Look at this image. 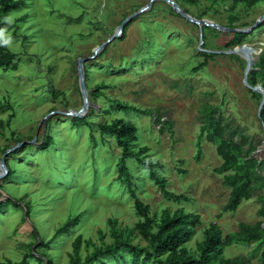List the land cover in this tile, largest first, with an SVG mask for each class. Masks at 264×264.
Segmentation results:
<instances>
[{
  "label": "rangeland",
  "instance_id": "obj_1",
  "mask_svg": "<svg viewBox=\"0 0 264 264\" xmlns=\"http://www.w3.org/2000/svg\"><path fill=\"white\" fill-rule=\"evenodd\" d=\"M24 1L25 8L7 17L8 24H16V36L13 29L0 32V40L16 56L17 66L8 71L0 68V160L5 148L18 143L27 147L24 153L7 155L16 175L9 181L0 179V202L11 198L17 203L0 211V264L20 262L31 251L30 245L35 249L32 224L39 232L38 242L49 240L72 222L50 249L37 250L52 264H70L78 238L82 261L95 249L113 244L115 235L132 245L147 246L137 230L142 219L135 211L134 198L118 178L120 150L112 137L93 126L113 119L134 124L138 147L148 148L146 160L154 164L153 171L134 159H129L127 166L135 194L151 215L183 209L200 216V226L184 246L189 254L197 255L204 230L211 223L226 235L236 232L240 222L261 220L256 196L243 201L235 213L221 211L229 195L222 176L214 172L221 161L213 144L205 139L197 144L199 105L222 103L225 116L261 142L254 156L264 158V127L257 117L261 100L243 84L245 59L218 54L204 69L193 71L203 61L197 54L200 30L161 0L133 18L123 39L121 33L91 59L94 49L150 0ZM173 1L190 16L227 28H248L264 14V0L254 5L239 3L233 11L231 0ZM201 33L200 47L205 50L227 51L241 46L226 49L232 33L207 27ZM146 39L150 40L148 47H144ZM242 45L255 50L256 61L264 53L262 29L246 34ZM80 59L84 60L82 68L89 87L106 86L102 96L89 99L84 117L89 115L93 127L73 125L67 115L82 106L77 71ZM50 88L56 94L50 93ZM111 100L157 112L172 122L171 131H159L154 124L157 113H121L112 110ZM7 120L10 125L5 128ZM46 136L53 144L44 151L40 144ZM157 177L166 181L168 191L183 198L166 199ZM255 249V245L232 244L224 257L242 256L250 264H261V251L254 253ZM27 264L38 263L29 259ZM122 264H133L129 255Z\"/></svg>",
  "mask_w": 264,
  "mask_h": 264
},
{
  "label": "trees",
  "instance_id": "obj_2",
  "mask_svg": "<svg viewBox=\"0 0 264 264\" xmlns=\"http://www.w3.org/2000/svg\"><path fill=\"white\" fill-rule=\"evenodd\" d=\"M183 1L188 4L196 3V0ZM213 1L220 2L224 0ZM257 1L231 0V10L233 11L234 6L239 3L254 5ZM26 5L27 3L24 0H0V32L13 29V34L16 36V24H8L7 17L10 13L25 8ZM133 20L124 26L122 39L125 37V30L132 24ZM260 29L263 32L264 42V21L256 28V30ZM245 38L246 34L232 33V38L225 45L226 49L242 45ZM23 39L26 38L23 37ZM149 44V39L144 40V47H148ZM202 49L205 48L203 47ZM197 54L203 58V61L198 63L193 69L195 72L204 69L207 61L218 56V54L202 51L197 52ZM15 58L16 56L8 52L7 47L0 40V68L4 71L16 69L17 66L14 63ZM84 75L88 97L95 101L99 96H102L101 92L103 89H106V86L96 85L90 88L86 73ZM247 82L251 86L260 85L264 90V53L255 61L252 71L247 76ZM49 91L52 94H56L53 93V89L51 88ZM251 93L261 100L260 94ZM110 102L112 110L121 113H136L150 116H154L153 114L157 113L151 110L138 109L135 106L119 100H111ZM221 105L222 103L220 105H212L209 102H202L199 105L197 110V120L199 122L197 144L199 145L202 139L213 144L215 146V152L221 161V164L214 169V172L222 176V185L229 190L227 202L221 211L223 213H235L243 201H248L256 196L259 204L257 216L261 220L254 224L240 222L236 232L226 235H223L218 225L211 223L204 230L203 239L197 247V255L189 254L184 246L195 235L196 228L200 226V216L193 212H185L183 209H177L173 212L165 209L159 215H151L149 207L144 205L135 194L136 190L130 183L127 166L128 160L134 159L150 171H153L155 168L154 164L146 160L148 148L138 147V130L134 124L120 119H113L109 123L93 126L102 135L112 137L120 150V156L118 158V178L125 183L128 192L134 198L135 211L142 219V222L137 225V230L147 242V246L138 247L132 245L128 240H124L118 235H115L113 244L95 249L92 254L85 256L82 261L79 250L80 238H78L73 247L70 264H122V262L126 261V255L130 256L133 264H250L249 260L242 256L235 258L224 257L225 249L232 244L255 245L256 249L253 252L261 251L259 259L260 263L264 264V195L261 194V191L264 190V158L258 159L254 156L261 142L255 141L251 136L246 134L245 130L236 124L230 116H225ZM103 112L110 113L109 110ZM88 119L89 115L83 118L72 117L70 121L73 125L93 127ZM259 120L264 124V104ZM154 124L159 126L160 132H163L165 129L171 131L172 128V122L163 120L158 113L155 115ZM8 125H10L9 120L5 122L4 127H8ZM52 141L53 139L51 137L46 136L45 140L40 144V149L47 151L52 146ZM26 148L25 145H22L9 155L13 156L24 153ZM8 149L5 148L4 152ZM7 157L5 158L7 175L4 181H9L16 175V172L10 169ZM178 172L185 173L184 170L179 169ZM156 182L161 194L166 199L180 201L183 198L168 191L166 181L163 178L157 177ZM7 204L17 205L14 200L7 198L5 202H0V211L5 210ZM24 209L26 210L27 219H29L28 205ZM71 223L69 221L59 228L49 240H41L38 242L39 232L35 225L32 224L31 235L36 240V245L34 244L36 246L35 249L33 245H30L31 251L24 255L20 262L10 264H27L29 259L38 264H43V262L45 264H52L45 254L39 255L37 250L50 249V246L55 243L58 236L68 231Z\"/></svg>",
  "mask_w": 264,
  "mask_h": 264
},
{
  "label": "water",
  "instance_id": "obj_3",
  "mask_svg": "<svg viewBox=\"0 0 264 264\" xmlns=\"http://www.w3.org/2000/svg\"><path fill=\"white\" fill-rule=\"evenodd\" d=\"M154 1H156V0H150L149 3L144 8L140 9L138 12H136L135 14L129 16L124 21H122L121 24L118 26L117 33L113 34L104 43H102L100 46L96 47L93 51V56L90 58L92 59V58L96 57L99 52H101L109 43H111L115 38H117L122 33L123 28L126 25V23H128L130 20L135 18L138 14L148 10ZM161 1H163L166 4H168L169 6H171L172 9L175 12H177L181 17H183L186 21L196 25L199 28V30H200V42H199V47H198L199 51L212 53V54H222V55L235 54L238 56L240 55V53H243L246 56V58H245L246 59V67H245L244 75H243V84L249 90L261 95V101L259 103L258 112H257V117L260 118L261 110H262V107L264 104V90L261 88L260 85L251 86L247 82V76H248L249 72L252 71L253 65L255 64L254 58L252 57V52H254L253 49L250 46L241 45L239 48H235V49H231V50H227V51H209V50L202 49L200 46L202 45V40H201L202 33L201 32H202L203 27L213 28L219 32H224V33L248 34L251 31L258 28L259 25L264 21V14L253 25H251L248 28H245V29L227 28V27H223V26H221L217 23H214V22H209V21L201 20V19L199 20V19H196V18L190 16L184 10H182L179 7V5L173 0H161ZM83 62H84V60H82V59L78 60V67H77L78 85H79V90H80V94L82 97V106L76 112L70 111L69 113H67L68 116L73 117V118H83L86 111L88 110V107H89V97H88V93H87V89H86V85H85L84 72H83V68H82ZM261 124L264 127V124L263 123H261ZM31 142H33V141H31ZM21 145H22V143H18L15 147H12V148H10L4 152V154L0 160V179L4 178L7 175V169L5 167V158L7 157L8 154L17 150Z\"/></svg>",
  "mask_w": 264,
  "mask_h": 264
},
{
  "label": "bare ground",
  "instance_id": "obj_4",
  "mask_svg": "<svg viewBox=\"0 0 264 264\" xmlns=\"http://www.w3.org/2000/svg\"><path fill=\"white\" fill-rule=\"evenodd\" d=\"M254 52H252V57L254 58V53H255V50L253 49ZM240 57H242L243 59L246 58V56L243 54V53H240L239 55ZM246 60V59H245Z\"/></svg>",
  "mask_w": 264,
  "mask_h": 264
}]
</instances>
